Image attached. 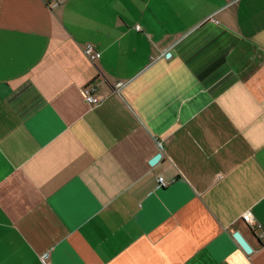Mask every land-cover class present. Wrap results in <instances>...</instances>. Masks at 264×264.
I'll return each mask as SVG.
<instances>
[{"label": "crops", "instance_id": "crops-1", "mask_svg": "<svg viewBox=\"0 0 264 264\" xmlns=\"http://www.w3.org/2000/svg\"><path fill=\"white\" fill-rule=\"evenodd\" d=\"M59 1L0 0V264H264V0Z\"/></svg>", "mask_w": 264, "mask_h": 264}, {"label": "built area", "instance_id": "built-area-1", "mask_svg": "<svg viewBox=\"0 0 264 264\" xmlns=\"http://www.w3.org/2000/svg\"><path fill=\"white\" fill-rule=\"evenodd\" d=\"M61 1L62 0H60L59 2ZM135 30L140 31V27L136 26ZM83 54L91 62L96 61L100 58V54L95 51V49L90 45L85 46V48L83 49ZM92 93L93 89H91L90 87L85 88L82 90V97L87 105L96 106L100 103V100L97 97H94ZM157 181L160 187H165L168 184L163 180L162 177H157ZM241 220L247 225H249L253 230L260 229V227L253 221L251 214L248 212L241 215ZM258 237L259 239L264 240V234L262 232L259 234Z\"/></svg>", "mask_w": 264, "mask_h": 264}, {"label": "water", "instance_id": "water-1", "mask_svg": "<svg viewBox=\"0 0 264 264\" xmlns=\"http://www.w3.org/2000/svg\"><path fill=\"white\" fill-rule=\"evenodd\" d=\"M160 159H161V154H157L150 160L149 164L155 165L159 162ZM233 239L235 240L237 245L242 249L244 253L249 255L252 252V249L250 248V246L246 243V241L243 239V237L238 232L233 234Z\"/></svg>", "mask_w": 264, "mask_h": 264}]
</instances>
